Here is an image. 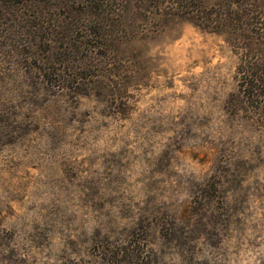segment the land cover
Segmentation results:
<instances>
[{"label": "rangeland", "instance_id": "obj_1", "mask_svg": "<svg viewBox=\"0 0 264 264\" xmlns=\"http://www.w3.org/2000/svg\"><path fill=\"white\" fill-rule=\"evenodd\" d=\"M177 1L0 0V264H264V0Z\"/></svg>", "mask_w": 264, "mask_h": 264}, {"label": "trees", "instance_id": "obj_2", "mask_svg": "<svg viewBox=\"0 0 264 264\" xmlns=\"http://www.w3.org/2000/svg\"><path fill=\"white\" fill-rule=\"evenodd\" d=\"M20 3H26L29 0H18ZM193 0H178L177 3L178 5H186V4H190ZM193 3V2H192ZM259 33L261 35H264V25L259 26ZM126 251V255H121L119 256V251L117 252V254L111 258L110 260L108 259V264H150L151 263V259L149 257V255L146 253L147 250H142L140 249L139 251H137L136 253L129 251V247L125 248ZM194 264V263H191Z\"/></svg>", "mask_w": 264, "mask_h": 264}]
</instances>
